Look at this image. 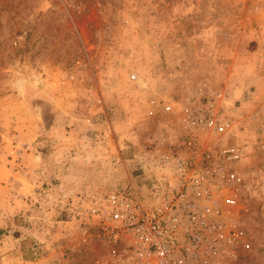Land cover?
I'll return each instance as SVG.
<instances>
[{
    "label": "rangeland",
    "instance_id": "rangeland-1",
    "mask_svg": "<svg viewBox=\"0 0 264 264\" xmlns=\"http://www.w3.org/2000/svg\"><path fill=\"white\" fill-rule=\"evenodd\" d=\"M262 71L264 0H0V245L18 242L6 264H114L121 249L77 229L69 206L137 177L135 155L173 130L149 101L197 88L254 114L239 134L251 249L232 264H264ZM59 87L75 115L59 117Z\"/></svg>",
    "mask_w": 264,
    "mask_h": 264
},
{
    "label": "built area",
    "instance_id": "built-area-1",
    "mask_svg": "<svg viewBox=\"0 0 264 264\" xmlns=\"http://www.w3.org/2000/svg\"><path fill=\"white\" fill-rule=\"evenodd\" d=\"M231 97L197 88L180 100L151 99L173 128L159 139L164 147L139 150L137 177L70 204L77 229L121 249L114 264H232L251 249L241 194L254 197L256 178L239 134L255 117Z\"/></svg>",
    "mask_w": 264,
    "mask_h": 264
},
{
    "label": "crops",
    "instance_id": "crops-1",
    "mask_svg": "<svg viewBox=\"0 0 264 264\" xmlns=\"http://www.w3.org/2000/svg\"><path fill=\"white\" fill-rule=\"evenodd\" d=\"M254 52H256V51H254ZM253 68L257 69V70H252V72L254 74L261 73L260 67H256V64L253 66ZM238 71H240V70H238ZM262 72H264V71H262ZM261 80H262V78H261ZM70 92L72 94L74 93L69 88L67 89V92H66L63 88L59 87V117H62L64 114L75 115V114L70 113L68 111L67 104L69 102H71V100H73V101L75 100V103H78L79 100L77 101V99H74L73 96H70ZM30 126H31V128H33L34 124H31ZM36 126H37V128H39L38 123H36ZM28 133H29L28 131H26V132L22 131V133H18L16 138H15L16 144H13L12 146L16 148L20 145H25L27 143H30L37 136V130H35V129L31 130V133H33V135L32 134L29 135ZM6 241L8 242L7 246L0 245V255L3 256V257L0 256V263H1V261H3L4 264H6V262H9V260L12 258L13 255H16L15 254L16 251H14V250H16V248L18 247V242H13L12 240H10V241L6 240ZM12 248H13V250H10Z\"/></svg>",
    "mask_w": 264,
    "mask_h": 264
}]
</instances>
